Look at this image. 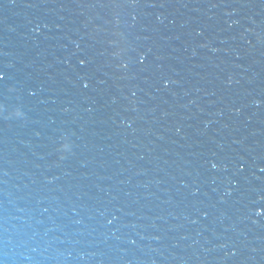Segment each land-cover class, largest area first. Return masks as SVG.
<instances>
[{"label": "water", "instance_id": "obj_1", "mask_svg": "<svg viewBox=\"0 0 264 264\" xmlns=\"http://www.w3.org/2000/svg\"><path fill=\"white\" fill-rule=\"evenodd\" d=\"M0 264H264V0H0Z\"/></svg>", "mask_w": 264, "mask_h": 264}]
</instances>
